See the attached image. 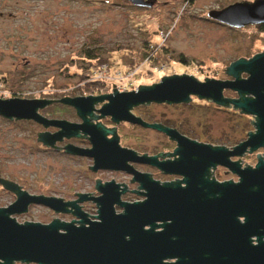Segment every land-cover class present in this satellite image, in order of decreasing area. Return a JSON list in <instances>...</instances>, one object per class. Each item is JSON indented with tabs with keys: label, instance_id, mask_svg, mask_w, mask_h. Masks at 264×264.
<instances>
[{
	"label": "water",
	"instance_id": "water-1",
	"mask_svg": "<svg viewBox=\"0 0 264 264\" xmlns=\"http://www.w3.org/2000/svg\"><path fill=\"white\" fill-rule=\"evenodd\" d=\"M206 11L208 18L230 27L264 24V0H240ZM223 70L231 79L205 76L200 81L190 74H172L161 76L158 83L138 85L137 90L119 92L113 86L111 93L61 97V103L75 109L80 123L41 115L38 110L51 103L47 98H0L4 118L32 120L44 128L58 129L53 133L37 131V141L44 146L55 148L64 137L87 136L90 147L68 143L62 149L91 158L92 164L87 166L93 172L103 169L132 174L145 189L143 201L127 203L119 199L124 191L117 190L120 184L111 180L102 185L96 180L95 186L102 192L96 199L98 221H88L75 202L30 195L15 182L0 178L2 187L17 195L11 205L0 207V264H264V152L256 154L253 167L246 162L242 166L239 158L231 160L264 147V49L231 61ZM242 72L247 74L245 78L240 76ZM224 89L235 91L237 97L223 96ZM191 96L253 116L254 131H247L245 139L227 148L191 139L159 122H146L130 111L133 106L152 102L187 103ZM102 101L96 117L109 116L115 124L125 121L162 132L176 142L173 152L148 156L121 146L115 126L90 122L93 104ZM166 155L176 158L158 159ZM132 162L184 175L186 186L160 184L147 173L136 171ZM215 165L232 171L239 180L219 183L204 179ZM83 198L79 195V201ZM29 203L61 212L67 211L66 206L74 207V215L81 217L78 222L88 226L76 227L57 219L18 222L13 215L24 213ZM114 204L123 212L116 213ZM238 216L244 217L242 223ZM155 227L162 230L154 231ZM250 236H256V245L250 243ZM167 258L176 260L164 262Z\"/></svg>",
	"mask_w": 264,
	"mask_h": 264
},
{
	"label": "rangeland",
	"instance_id": "rangeland-1",
	"mask_svg": "<svg viewBox=\"0 0 264 264\" xmlns=\"http://www.w3.org/2000/svg\"><path fill=\"white\" fill-rule=\"evenodd\" d=\"M146 1L149 3L135 5L130 0H0V98H42L43 93L56 98L87 96L111 93L113 86L119 92L131 91L137 90L138 85L158 83L163 75L182 73L200 81L205 76L226 80L231 77L223 69L231 61L249 58L264 49V32L257 24L230 27L207 16L208 9L240 0ZM145 38L155 43L147 51L148 57L157 60L141 58ZM87 50L107 59L99 63L107 65L105 79L96 80L100 83L89 91L82 89L80 76L74 74L80 66L87 65ZM125 50L138 51L134 63L121 58ZM97 66L92 68L91 76L97 72ZM240 76L245 78L247 74L242 72ZM222 93L225 97H237L230 89ZM130 111L146 122H159L197 141L227 148L245 139L247 131H254V123L250 122L255 120L253 116L196 96H191L187 103L152 102L133 106ZM40 113L79 120L73 108L60 103L41 108ZM101 123L113 125L109 119H101ZM113 126L119 144L137 153L155 155L160 151L172 152L175 147L159 131L125 121ZM41 130L42 126L32 120H8L0 115L2 177L31 192L63 196L93 185L96 177L126 181L124 172H92L87 166L91 164L89 157L44 146L36 136ZM70 142L85 146L77 139ZM263 152L264 147L234 159L253 167L256 154ZM224 170L219 166L216 171L225 177ZM10 198L0 189V205ZM13 216L18 222H42L53 214L33 207L28 213Z\"/></svg>",
	"mask_w": 264,
	"mask_h": 264
},
{
	"label": "flooded vegetation",
	"instance_id": "flooded-vegetation-1",
	"mask_svg": "<svg viewBox=\"0 0 264 264\" xmlns=\"http://www.w3.org/2000/svg\"><path fill=\"white\" fill-rule=\"evenodd\" d=\"M106 93L107 92H105L104 94H106ZM91 95H94V96L100 95V92L99 93H95V94H91ZM69 96L73 97V96H77V95H69ZM84 96H86V95H84ZM45 97L51 100V103L48 104L45 107L58 105V103L63 104V103H61L59 101V99L61 97L56 98L54 96V94H51L50 96H43L42 98H45ZM101 105H102L101 102L93 104L92 115L90 116V122H92V123L100 122L101 123V119H105V120L109 119L110 120L109 116L96 117L99 114L97 110L99 109V107ZM63 106H65L67 108H73V107H71L69 105H66V104H63ZM40 110L41 109L38 110L39 113H40ZM75 114H76V112H75ZM43 116H45V115H43ZM45 117H47V116H45ZM47 118H50V119H64V118H56V117H47ZM77 118L79 119L78 121H71V120H68V121L80 123L81 122L80 118L78 116H77ZM8 120H10V119H8ZM11 120H14V119H11ZM125 123H129V122H125ZM101 124L104 127L112 128V127H114L113 125L115 123H113V125H109V124H106V123H101ZM129 124L130 125H137V124H132V123H129ZM38 125H40V124H38ZM42 128H43V130H41V131H48L50 133H53V132L58 130L55 127H47V128L42 127ZM49 129H51V130H49ZM147 129H150V128H147ZM41 131H39V132H41ZM180 133L186 136L185 133H182V132H180ZM187 137L191 138L190 136H187ZM75 139H77V140H79L81 142H85V146H83V145H77V146L82 147V148L90 147V143H89V141L87 139V136H80V137H77V138L76 137H70L68 139L64 137L61 141H58V142L55 143V148H50V149L51 150L60 151V152H64L62 147H64V145H66L68 143H72V142H70V140H75ZM170 141L173 142L175 147H176V142L174 140H170ZM58 148H61V149H58ZM172 152H167V153L169 154V153H172ZM138 154H140V153H138ZM74 156H76V155H74ZM148 156H150V155H148ZM82 157H84V156H82ZM174 158H176V155H172V156L171 155H167L165 157H161V156L158 157L159 160H166V159L172 160ZM90 160H91V164H92V159L90 158ZM231 160H236V159H234V157H232ZM130 165L136 171H139V172H142V173H147L151 179L158 181L160 184H162L164 182H167V183H171V184H178L181 188H185V186H186V182H184V179H185L184 175L176 174V173H164L162 170L158 169L157 167L149 165V164H144V163L132 162V163H130ZM219 166L220 165H215L214 167H210L208 169V171L206 172V175L204 176V179H206L208 181L219 182V183L220 182H227V181L236 183L239 180V177L235 173H233L232 171L228 170L227 168H225L223 166H221V167L225 168V170L223 171L222 175H225V177L220 176V174L217 173V171H216ZM142 167H144L146 169H143ZM105 172H108V173L109 172L110 173H120L121 172V173H123V171L103 170V169H99V170L95 171L94 173L102 174V173H105ZM124 174L126 176V181H117L114 178L105 179L103 177H98L97 179H95V181L99 180L100 183L103 185L105 182L113 180L115 183L120 184V186L117 188V190L121 191L122 189H124V191L119 196V199L122 202L132 203V202L143 201L145 199V197L143 195V193L145 192V189L139 187L140 183L137 180H133L134 176L132 174H128L126 172H124ZM0 178H4V177H2L0 175ZM4 179H6V178H4ZM95 181H94L93 185H91L89 187L79 188L77 190H74V191L68 193L69 196H63V195H59V194H56V193H50V192L49 193H44L42 191L31 192V191H28L22 184H19L17 182H15V183L19 185L21 190L26 191L30 195H42V196H48V197L53 196V197L62 199L63 202H75L74 204L78 207V212L81 213V214H84L85 218L88 221H98V219H97L98 204H97L96 199H98V198H100V196H102V192H100V190L98 188H96ZM197 187H200V186L197 185ZM0 189H2L4 192L8 193L9 196L11 197L10 200L7 201L6 204H2V205H0V207H7V206L11 205L17 198L16 193L3 188L1 184H0ZM79 195H84V198L81 201H79ZM33 207H40V208L46 209L47 211H50L53 214L51 219H49L47 221H42L41 223H49L53 219H57V220L62 221V222H67V223L68 222H72L74 224V226H76V227L81 226V225L88 226V223L82 224V223L78 222L81 217H77L76 215H74V213H73V211H75L74 207L66 206L65 208L67 209V211L61 212V211H54L53 209H50L49 207H47L45 205H42V204L29 203L27 205L26 211L24 213H28ZM114 210H115L116 213L123 212V208L118 206L117 204H114ZM21 214H23V213H21ZM237 219L241 223L244 221V217L243 216H238ZM167 222H170V221L168 220ZM156 223L160 224L162 222L161 221H157ZM145 228H148V226H145ZM160 230H162L161 227H155L154 228V231H160ZM262 240H264V237H262ZM250 243L253 244V245L257 244L256 236H250ZM175 260H176V258H172V259L167 258V259H164L163 261L164 262H173Z\"/></svg>",
	"mask_w": 264,
	"mask_h": 264
},
{
	"label": "trees",
	"instance_id": "trees-1",
	"mask_svg": "<svg viewBox=\"0 0 264 264\" xmlns=\"http://www.w3.org/2000/svg\"><path fill=\"white\" fill-rule=\"evenodd\" d=\"M257 26L261 32H264V24H257ZM153 46H155V43H151L147 38H145L144 45H143V56L141 58L145 57L147 59H150V57H148V55H147V51L149 49L153 48ZM136 54H138V51L132 52L131 50H125L124 53H122L121 58L126 63L131 64V63H134ZM84 56L87 59V60H85V61H87V65L80 66V70L74 72V74L80 76V78H81L80 79L81 80L80 85L82 84V89L89 91L90 89H93V87H95V85H97V83H100V82H97L96 80L89 81L90 76H91V72H92V68L96 67L97 65H99V63H101L102 61H106L107 59L105 58L106 59L105 60L104 58H102L98 54L93 53L90 50H87L85 52ZM153 59L157 60V58H155V57H152V59H150V60H153ZM181 60L184 61V57H182V55H181ZM82 82H84V83H82ZM97 88L98 87H96L95 89H97ZM43 95L45 96L47 94L43 93Z\"/></svg>",
	"mask_w": 264,
	"mask_h": 264
},
{
	"label": "built area",
	"instance_id": "built-area-1",
	"mask_svg": "<svg viewBox=\"0 0 264 264\" xmlns=\"http://www.w3.org/2000/svg\"><path fill=\"white\" fill-rule=\"evenodd\" d=\"M107 72V65L104 63V64H100L99 66H97V72L95 73V75H92L90 76L92 80H102L105 79L103 78L105 74L103 73H106ZM120 88H122L120 86Z\"/></svg>",
	"mask_w": 264,
	"mask_h": 264
}]
</instances>
